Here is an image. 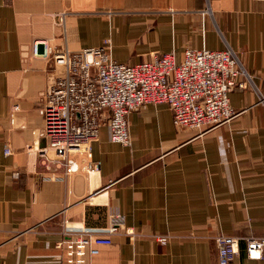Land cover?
I'll return each instance as SVG.
<instances>
[{"label":"crops","instance_id":"crops-1","mask_svg":"<svg viewBox=\"0 0 264 264\" xmlns=\"http://www.w3.org/2000/svg\"><path fill=\"white\" fill-rule=\"evenodd\" d=\"M105 46L124 65L229 49L251 83L229 93L236 115L214 128L178 129L166 105H143L127 117L129 146L101 127L88 155L67 154L69 172L38 153L41 95L62 73L55 56ZM258 94L264 0H0V264H65L63 230L107 227L115 212L137 236L113 235L91 264H217V234L239 239L234 264H264L244 251L245 238H264Z\"/></svg>","mask_w":264,"mask_h":264},{"label":"built area","instance_id":"built-area-1","mask_svg":"<svg viewBox=\"0 0 264 264\" xmlns=\"http://www.w3.org/2000/svg\"><path fill=\"white\" fill-rule=\"evenodd\" d=\"M53 65L62 68V73L41 95L44 127L40 137L46 140V147L38 153L46 162L64 166L69 172H76L78 166L66 160L67 154L88 155L101 127H106L110 142L129 146L127 117L143 105H166L178 129L214 128L236 115L229 104V93L251 83L229 49L188 48L181 61L170 52L140 64L124 65L114 61L105 46L78 52L63 50L54 57ZM258 101L264 105V95L258 94ZM45 150L52 151L54 159L48 160ZM122 221L115 212L107 227L63 230V239L54 246L60 252L56 259L65 264H91L100 248L111 244L113 235L123 231L131 239L137 236L132 229L124 228ZM152 238L166 245L171 236L154 234ZM244 241L246 258L261 260L264 238L248 237ZM213 242L217 264H234L239 239L217 234Z\"/></svg>","mask_w":264,"mask_h":264}]
</instances>
